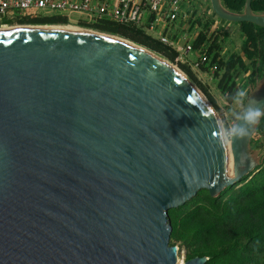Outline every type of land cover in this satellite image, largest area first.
<instances>
[{
  "label": "water",
  "instance_id": "1",
  "mask_svg": "<svg viewBox=\"0 0 264 264\" xmlns=\"http://www.w3.org/2000/svg\"><path fill=\"white\" fill-rule=\"evenodd\" d=\"M210 4L221 20L264 27L251 0L240 13ZM99 34L115 36L0 33V264H178L169 211L261 164L251 140L262 117L220 143V117L183 72ZM249 96L264 107V78Z\"/></svg>",
  "mask_w": 264,
  "mask_h": 264
},
{
  "label": "trees",
  "instance_id": "2",
  "mask_svg": "<svg viewBox=\"0 0 264 264\" xmlns=\"http://www.w3.org/2000/svg\"><path fill=\"white\" fill-rule=\"evenodd\" d=\"M246 0H222L232 12L240 13ZM254 12H264V0H251ZM215 18H219L212 12ZM221 20V19H220ZM209 20L193 40L194 61L197 70L211 73L217 80L228 105L230 96L238 89L237 80L242 72H247V83L254 87L264 77V27L254 23H237L244 37L242 55H231L225 59L219 31L212 28ZM13 24L20 25H67L68 19L62 15L38 18H22ZM93 30L127 39L148 50L175 62L177 52L148 35L135 26H126L112 21H99L91 25ZM207 48L208 59L200 63L196 52ZM249 65V67H247ZM181 69L207 94L217 111L213 97L206 92L188 63ZM250 93V89L247 91ZM219 116V115H218ZM221 119V118H220ZM264 131L262 116L257 132ZM257 144L251 140V146ZM172 224L170 245L186 250V259L206 256L205 264H264V162L257 171L242 178L234 186L227 187L217 197L208 190H200L195 197L169 211Z\"/></svg>",
  "mask_w": 264,
  "mask_h": 264
},
{
  "label": "built area",
  "instance_id": "3",
  "mask_svg": "<svg viewBox=\"0 0 264 264\" xmlns=\"http://www.w3.org/2000/svg\"><path fill=\"white\" fill-rule=\"evenodd\" d=\"M212 13V12H211ZM198 0H0V28L22 18L62 15L67 25L89 28L99 21H112L144 30L160 43L175 50L177 64H192L193 40L211 14ZM181 25V31L173 27ZM31 26V25H29ZM185 29V30H184ZM207 48L196 52L200 63L207 61Z\"/></svg>",
  "mask_w": 264,
  "mask_h": 264
},
{
  "label": "rangeland",
  "instance_id": "4",
  "mask_svg": "<svg viewBox=\"0 0 264 264\" xmlns=\"http://www.w3.org/2000/svg\"><path fill=\"white\" fill-rule=\"evenodd\" d=\"M198 2H199V4H202V5H203V3L207 4L209 6V7L207 6L209 8L208 10L212 11L210 0H198ZM207 16L209 17L208 18L209 19L208 24L212 28L219 31V40L221 41V44H222L221 50L223 52L225 59L229 58L231 55H242V45H243L244 37L240 31L239 25L235 22H227V21L220 20V19L218 20L217 18L214 17L213 14L212 15L208 14ZM71 25L76 27V25H73V24H71ZM12 26H25V25H23V24L22 25H20V24H9L8 26L2 27V29L3 28H10ZM26 26H29V25H26ZM85 29H89V28H85ZM93 31H96V30H93ZM162 58H164V57H162ZM164 59H166V58H164ZM166 60L169 61L168 59H166ZM189 61L191 63H195L193 54L190 55ZM169 62L172 65H174L180 71V73L183 72L188 77V75L181 69L180 64H177L176 62H171V61H169ZM191 66H192V69H193V71L197 77V80L200 81L204 87H206V92L209 93L213 97L217 107L220 110L217 111L215 109L212 102L208 98L207 94L199 87V85L197 83H195L194 81H192L188 77L189 80L195 84V86L200 90V92L203 94V96L208 100V102L210 103V105L212 106L214 111L221 118L220 119L221 123H225V124L230 125L232 123L231 113L233 111L238 112L242 106L241 105H234V104L228 105L227 102L225 101V98L222 95L221 91H219L217 89V80L212 76L213 74L202 73L199 70H197V67L195 68L192 64H191ZM247 67H249V65ZM247 72L248 71L242 72L239 79L237 80L238 87L240 89H245L246 91H248L249 89L251 90L255 87V86L251 87L250 85H248V83H247V75H248ZM253 139L257 145L255 147L251 146V148L253 149L255 154L258 156V159H259L260 163L262 164L264 162V131L258 133L256 130V132L253 135ZM185 259H186V250L184 248H182L181 250H179V253H178V264L183 263L185 261ZM180 260H181V262H180Z\"/></svg>",
  "mask_w": 264,
  "mask_h": 264
},
{
  "label": "clouds",
  "instance_id": "5",
  "mask_svg": "<svg viewBox=\"0 0 264 264\" xmlns=\"http://www.w3.org/2000/svg\"><path fill=\"white\" fill-rule=\"evenodd\" d=\"M230 103L242 107L240 111L231 113L230 125L219 123L217 139L220 143L248 136L249 129L264 116V107L257 106L245 89L236 90L230 96Z\"/></svg>",
  "mask_w": 264,
  "mask_h": 264
},
{
  "label": "bare ground",
  "instance_id": "6",
  "mask_svg": "<svg viewBox=\"0 0 264 264\" xmlns=\"http://www.w3.org/2000/svg\"><path fill=\"white\" fill-rule=\"evenodd\" d=\"M30 28H57V29H83V28H79V27H75V26H72V25H62V26H48V25H43V26H12L10 28H0V33L2 32H6V31H14V30H22V29H30ZM107 34V33H106ZM100 36H104V37H108V39H113V40H116V41H120V42H123V43H127L129 45H133L132 43H129L128 41L124 40V39H121V38H118V37H115V36H107V35H101L99 34ZM172 67L178 71L180 73V71L174 66L172 65ZM181 262V260H180Z\"/></svg>",
  "mask_w": 264,
  "mask_h": 264
},
{
  "label": "crops",
  "instance_id": "7",
  "mask_svg": "<svg viewBox=\"0 0 264 264\" xmlns=\"http://www.w3.org/2000/svg\"><path fill=\"white\" fill-rule=\"evenodd\" d=\"M203 5H204V7L207 9L208 12H212V11L208 10V9H209V8H208L209 6H208L207 4H204V3H203ZM207 6H208V7H207ZM211 15H212V13H211ZM208 18H209V17L207 16V18L205 19V21H208V20H209ZM231 24H232V23H231ZM202 28H203V27H202ZM202 28H201V29H202ZM184 30H185V29H184ZM173 31H175V32H176V31H177V32L181 31V25L176 26V27L174 26V27H173ZM194 67L196 68V66H194Z\"/></svg>",
  "mask_w": 264,
  "mask_h": 264
}]
</instances>
